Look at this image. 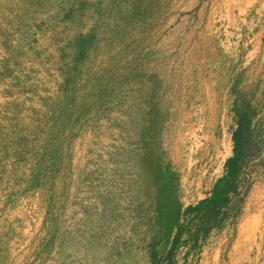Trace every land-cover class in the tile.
<instances>
[{
  "label": "rangeland",
  "instance_id": "obj_1",
  "mask_svg": "<svg viewBox=\"0 0 264 264\" xmlns=\"http://www.w3.org/2000/svg\"><path fill=\"white\" fill-rule=\"evenodd\" d=\"M0 264H264V0H0Z\"/></svg>",
  "mask_w": 264,
  "mask_h": 264
},
{
  "label": "bare ground",
  "instance_id": "obj_2",
  "mask_svg": "<svg viewBox=\"0 0 264 264\" xmlns=\"http://www.w3.org/2000/svg\"><path fill=\"white\" fill-rule=\"evenodd\" d=\"M231 3V2H230ZM245 220V219H244ZM261 220V219H260ZM252 221V220H251ZM257 222V221H256ZM240 223V222H239ZM243 226V225H242ZM254 227V226H253ZM256 229V228H255ZM253 233V230L251 231ZM247 234V233H246ZM262 234V233H261ZM241 236V235H240ZM260 236V235H259ZM247 240V239H246ZM246 244V243H245ZM244 245V244H243ZM257 246V245H256ZM248 247V246H247ZM250 247V246H249ZM245 248V247H244ZM259 248V247H258ZM218 249V247H217ZM232 251V250H231ZM237 251V250H236ZM244 251V250H243ZM251 251V250H250ZM258 251V250H257ZM235 253V252H234ZM249 253V252H248ZM240 256V255H239ZM215 257V256H214ZM216 258V257H215ZM241 261V260H240ZM218 262V261H217Z\"/></svg>",
  "mask_w": 264,
  "mask_h": 264
}]
</instances>
